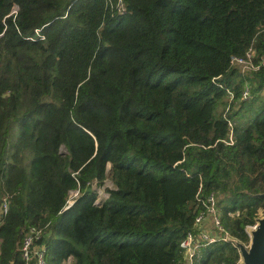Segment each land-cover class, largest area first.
I'll use <instances>...</instances> for the list:
<instances>
[{"label":"trees","instance_id":"16d2710c","mask_svg":"<svg viewBox=\"0 0 264 264\" xmlns=\"http://www.w3.org/2000/svg\"><path fill=\"white\" fill-rule=\"evenodd\" d=\"M249 52L258 70L231 66ZM209 194L247 245L264 210V0H0V264H38L20 251L31 228L43 264H179ZM239 259L219 242L194 264Z\"/></svg>","mask_w":264,"mask_h":264},{"label":"built area","instance_id":"2783aa9c","mask_svg":"<svg viewBox=\"0 0 264 264\" xmlns=\"http://www.w3.org/2000/svg\"><path fill=\"white\" fill-rule=\"evenodd\" d=\"M121 13L124 12L122 5L120 6ZM231 66L238 68L241 73H245L249 70H258L259 66L253 64V53H248L245 59L232 57ZM229 106L233 101L232 92L227 93ZM250 98L249 88L245 86L241 99L247 100ZM228 106V108H229ZM69 196L65 209H68L74 203V200L78 198V191ZM71 193L69 195H71ZM198 204L202 206V209L194 219L193 230L189 231L179 243V248L182 252V260L179 264H194V259L202 248L210 246L219 242H228L233 245V239L223 229L219 212L216 205V197L213 194H209L204 198L198 196ZM9 210V199L4 197L0 204V224L4 216L7 215ZM235 215H238L237 213ZM257 223L254 225L246 226L245 233L248 238V243L251 239V232L255 229ZM41 231L31 228L29 234L23 239L21 246V256L24 261L29 262L33 257L37 259L38 264L44 263L42 247L37 246L34 242L40 238ZM248 245V244H247ZM246 245V246H247ZM237 264H241L239 259Z\"/></svg>","mask_w":264,"mask_h":264},{"label":"water","instance_id":"95a60500","mask_svg":"<svg viewBox=\"0 0 264 264\" xmlns=\"http://www.w3.org/2000/svg\"><path fill=\"white\" fill-rule=\"evenodd\" d=\"M252 198L263 200L264 194L252 195ZM256 227L251 232L247 246L233 240V246L238 249L241 264H264V216L256 219Z\"/></svg>","mask_w":264,"mask_h":264},{"label":"rangeland","instance_id":"374dc122","mask_svg":"<svg viewBox=\"0 0 264 264\" xmlns=\"http://www.w3.org/2000/svg\"><path fill=\"white\" fill-rule=\"evenodd\" d=\"M60 152L62 154H66V151H65V149L63 147H61ZM109 167H110V165L107 167V170H108ZM112 188H113L112 183L109 180H106L102 187L97 188V200H96V203L98 204V203L102 202L103 200H105L108 197V194H107L106 190H110ZM73 194L74 193H71V195H69V196H72ZM258 216H259L258 218L263 217L264 216V210L260 209L258 211ZM70 261L71 260L69 259V261H67L66 264H70Z\"/></svg>","mask_w":264,"mask_h":264}]
</instances>
